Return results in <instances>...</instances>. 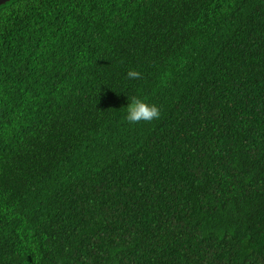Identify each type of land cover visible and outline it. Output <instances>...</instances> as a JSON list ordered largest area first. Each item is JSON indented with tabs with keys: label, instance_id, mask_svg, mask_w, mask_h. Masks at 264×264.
<instances>
[{
	"label": "trees",
	"instance_id": "1",
	"mask_svg": "<svg viewBox=\"0 0 264 264\" xmlns=\"http://www.w3.org/2000/svg\"><path fill=\"white\" fill-rule=\"evenodd\" d=\"M0 264H264V0L1 5Z\"/></svg>",
	"mask_w": 264,
	"mask_h": 264
},
{
	"label": "clouds",
	"instance_id": "2",
	"mask_svg": "<svg viewBox=\"0 0 264 264\" xmlns=\"http://www.w3.org/2000/svg\"><path fill=\"white\" fill-rule=\"evenodd\" d=\"M127 78L132 80L140 79L141 73L137 70H129ZM160 114V108L156 104L148 103L139 98H133L127 105L126 119L130 123L151 122L159 119Z\"/></svg>",
	"mask_w": 264,
	"mask_h": 264
},
{
	"label": "water",
	"instance_id": "3",
	"mask_svg": "<svg viewBox=\"0 0 264 264\" xmlns=\"http://www.w3.org/2000/svg\"><path fill=\"white\" fill-rule=\"evenodd\" d=\"M9 1H11V0H0V6L3 5V4H6Z\"/></svg>",
	"mask_w": 264,
	"mask_h": 264
}]
</instances>
